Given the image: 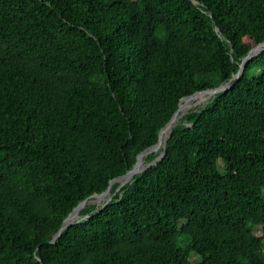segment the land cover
<instances>
[{
  "label": "trees",
  "instance_id": "1",
  "mask_svg": "<svg viewBox=\"0 0 264 264\" xmlns=\"http://www.w3.org/2000/svg\"><path fill=\"white\" fill-rule=\"evenodd\" d=\"M263 42L264 0H0V264H264Z\"/></svg>",
  "mask_w": 264,
  "mask_h": 264
},
{
  "label": "water",
  "instance_id": "2",
  "mask_svg": "<svg viewBox=\"0 0 264 264\" xmlns=\"http://www.w3.org/2000/svg\"><path fill=\"white\" fill-rule=\"evenodd\" d=\"M263 50H264V42L261 43V44H259V45H257L256 47H254V48L248 53V55H247V56L243 59V61H242V64H241V67H240V71H239V73H238V76H240V75L242 74L246 62H247L248 60L252 59L253 57H256L257 55H259V53H261ZM229 88H230V84L227 83V84H221V85L218 86L217 88L209 89V90H206V91H204V92H210V93H212V95L214 96V95H216V94H218V93H220V92H225V91H227ZM198 95H199V94H198ZM195 96H197V95H193V96H190V97H195ZM178 111H179V107H178L177 111L173 114V116L171 117V119L169 120V122L166 124L165 128L163 129V131L161 132V135H163V134L165 133V138L163 139L162 143H161L160 140H159V142H158L156 145H154L153 147L149 148V150H148L149 152L154 151V150L158 147L159 143H161V153H160V154H159V155H158L153 161H151V162H149V163H146V164H143V165H144V168H143V170H142L140 173L146 171L148 168L154 166L157 162H159V161H161V160L163 159V157H164V155H165V147H166V144H167V140L169 139V137H170V135H171L172 128H173V126L175 125V124H173V121H174V118H175L176 114L178 113ZM186 113H187V112H186ZM186 113H185V114H186ZM185 114H183L182 117H183ZM161 135L159 136V139H160ZM139 162H142V158L139 159V160L137 161V163H136V165H135L134 168H132L130 171H128V172L125 174V176H127V180H126V181H128V180L131 179V177H129V173H130L132 170L136 169V168L139 166ZM117 181H118V180H115V182H117ZM109 193H110V186L108 187V189H107L105 192H103L102 194H100L98 197H102L103 195H106V194H109ZM85 203H86V200L83 201V202H81V203H79L78 206H77V207H76V208H75V209H74V210H73V211H72V212H71V213H70V214L64 219V221H63L62 224H61L60 229H59L58 232L52 237V240H51L52 243H53V242L59 237V235H60V234L66 229V228H68L69 226H71V225H73L74 223H76V222L79 221V216H78V214H79V211L84 207ZM72 215H77V219L74 220L73 222H69V219H70V217H71ZM38 260H39V259H38Z\"/></svg>",
  "mask_w": 264,
  "mask_h": 264
},
{
  "label": "bare ground",
  "instance_id": "3",
  "mask_svg": "<svg viewBox=\"0 0 264 264\" xmlns=\"http://www.w3.org/2000/svg\"><path fill=\"white\" fill-rule=\"evenodd\" d=\"M200 95L189 98L187 100L188 102L186 101L187 103L185 102L186 104L185 103H184L185 105L183 104L184 106L181 105L179 107V111L174 118L173 124L177 123L182 118L183 114H185L186 112H188L190 110L197 109V108L205 105L213 97L212 93H210V92H205V93L202 92ZM164 138H165V133L163 135H161V137H160L161 143H162ZM161 143H159V145H161ZM143 168H144V165H142V162H139V166L129 173V177L133 178L134 175L139 174L143 170ZM76 219H77V215H72L69 219V222H73Z\"/></svg>",
  "mask_w": 264,
  "mask_h": 264
},
{
  "label": "rangeland",
  "instance_id": "4",
  "mask_svg": "<svg viewBox=\"0 0 264 264\" xmlns=\"http://www.w3.org/2000/svg\"><path fill=\"white\" fill-rule=\"evenodd\" d=\"M193 99V98H192ZM204 106V105H203ZM143 165V163H142ZM223 168V163L222 161L220 160L219 163H218V169L219 170H222ZM111 199V196L110 194H106V195H103L102 197H100V199H98V201H96L99 205H104L105 203H107L109 200ZM254 233L255 235L257 236H260L262 234L261 232V228L260 227H255L254 228Z\"/></svg>",
  "mask_w": 264,
  "mask_h": 264
}]
</instances>
